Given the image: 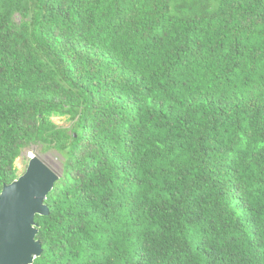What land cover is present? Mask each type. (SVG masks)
<instances>
[{
    "label": "trees",
    "instance_id": "1",
    "mask_svg": "<svg viewBox=\"0 0 264 264\" xmlns=\"http://www.w3.org/2000/svg\"><path fill=\"white\" fill-rule=\"evenodd\" d=\"M31 146V264H264V0H0V193Z\"/></svg>",
    "mask_w": 264,
    "mask_h": 264
},
{
    "label": "water",
    "instance_id": "2",
    "mask_svg": "<svg viewBox=\"0 0 264 264\" xmlns=\"http://www.w3.org/2000/svg\"><path fill=\"white\" fill-rule=\"evenodd\" d=\"M49 168L32 158L19 178L0 193V264H31L42 253L35 241L34 217L47 216V194L58 180Z\"/></svg>",
    "mask_w": 264,
    "mask_h": 264
},
{
    "label": "rangeland",
    "instance_id": "3",
    "mask_svg": "<svg viewBox=\"0 0 264 264\" xmlns=\"http://www.w3.org/2000/svg\"><path fill=\"white\" fill-rule=\"evenodd\" d=\"M54 124L62 128H68L70 122L62 118H52ZM32 158H37L47 168H49L57 177L62 173V158L53 151L44 152L40 147L31 146L22 151L20 157L15 162V167L18 170V175L21 176Z\"/></svg>",
    "mask_w": 264,
    "mask_h": 264
}]
</instances>
